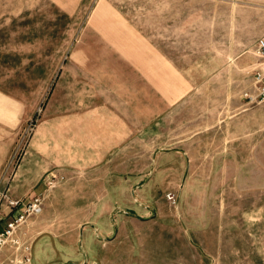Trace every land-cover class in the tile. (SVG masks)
<instances>
[{
  "label": "rangeland",
  "instance_id": "obj_1",
  "mask_svg": "<svg viewBox=\"0 0 264 264\" xmlns=\"http://www.w3.org/2000/svg\"><path fill=\"white\" fill-rule=\"evenodd\" d=\"M263 34L264 0H0L1 193L80 259L114 210L102 264H264Z\"/></svg>",
  "mask_w": 264,
  "mask_h": 264
},
{
  "label": "crops",
  "instance_id": "obj_2",
  "mask_svg": "<svg viewBox=\"0 0 264 264\" xmlns=\"http://www.w3.org/2000/svg\"><path fill=\"white\" fill-rule=\"evenodd\" d=\"M100 133L99 136L101 138H105V141L101 144H105L107 146L114 145L113 138H126L127 133L125 130L121 133L120 130H114L111 125L108 126L106 120H102L100 125ZM118 144V143H117ZM112 148V147H110ZM111 150L109 149V152ZM46 208V200H44L43 212L35 217L33 220L30 218V221L21 228H25L23 232L24 238L27 239L31 243V253L33 252L35 246H37L45 256L46 264H66L67 262H71L74 264H102L104 257L106 255V250L104 249L106 246L112 245L116 243L119 235V211H99L90 217H95V221H90L92 225L87 226L85 224L83 229V235H85L84 241L86 244V248L89 250L88 255H84L81 259L78 256H74L73 254L67 253L65 251V244L62 240V237L59 239L54 235V233H46L45 231L50 230L49 225H47L45 220H40L41 216L44 214ZM40 216V217H39ZM30 233L33 234L30 237ZM47 237V238H46ZM53 238L54 241L52 239ZM52 240V241H50ZM52 242V243H51ZM51 253H54L56 258L51 256ZM59 261V263H54L53 261ZM33 262V258H32ZM81 262V263H80ZM34 264V263H33Z\"/></svg>",
  "mask_w": 264,
  "mask_h": 264
},
{
  "label": "built area",
  "instance_id": "obj_3",
  "mask_svg": "<svg viewBox=\"0 0 264 264\" xmlns=\"http://www.w3.org/2000/svg\"><path fill=\"white\" fill-rule=\"evenodd\" d=\"M256 52L261 58L260 67L254 73L255 93H246V97L253 102H264V34L256 43ZM170 202L176 204L175 194L168 195ZM44 197L35 195L32 199L22 201L8 193L0 191V264H33L31 243L17 236V230L28 222L29 218L43 212ZM10 218H7L10 216ZM9 245L13 251L2 258L4 248Z\"/></svg>",
  "mask_w": 264,
  "mask_h": 264
}]
</instances>
